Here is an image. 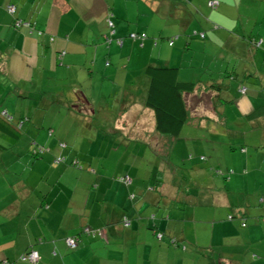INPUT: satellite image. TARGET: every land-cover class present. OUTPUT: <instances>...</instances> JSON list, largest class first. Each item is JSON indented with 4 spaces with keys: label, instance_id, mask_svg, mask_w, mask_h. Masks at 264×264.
Listing matches in <instances>:
<instances>
[{
    "label": "crops",
    "instance_id": "1",
    "mask_svg": "<svg viewBox=\"0 0 264 264\" xmlns=\"http://www.w3.org/2000/svg\"><path fill=\"white\" fill-rule=\"evenodd\" d=\"M62 1L43 0V4L37 5L40 8L33 18L37 27L46 31L44 38L28 34L25 29L15 33L9 28L10 15L0 9V51L22 54L28 59L22 68L28 72L37 68L38 73L32 75L37 76L36 93L41 99L48 93L52 103L60 100L67 103L68 115H82L81 120L73 119V126L51 125V131L58 128L69 131L84 124L85 131L124 129L133 133L134 138L146 139L140 133L147 129L152 133L150 143L162 144L163 136L150 128L153 122L155 130L153 112L144 104L147 86L144 70L149 64H170L169 59L174 57L172 52L167 54L164 42L160 46L156 31L159 37L162 33L171 37L172 32L190 26L186 21L199 19V8H189L187 0H173L177 4L176 18L181 20L178 27L169 25L175 22H169L172 14L166 0H66L64 9ZM192 1L201 8L197 0ZM217 1L226 7L225 0ZM0 3L5 4L1 0ZM108 11L113 14V35L124 38L122 45L112 41L105 44L110 36L105 27ZM219 12L220 8L216 17ZM63 17L67 19L62 21ZM69 18L72 22H68ZM130 32L145 34L146 38L132 42L128 38ZM52 34L56 36L50 40ZM152 39H157L156 44ZM187 43L190 42L186 41L185 46ZM34 47L37 57L32 63L27 49ZM61 51L64 54L59 57ZM104 56L114 65L106 62L103 65ZM125 57L127 61L123 62ZM135 61L138 66L133 65ZM32 75L18 81L0 75V85L6 87L1 88L0 96L11 91L24 95L28 90L19 83L28 79L30 84ZM52 78L54 82H47ZM56 81H61L60 85ZM135 92H141L139 106L134 104ZM193 95L196 96L195 93L188 96ZM214 95L209 93L210 97ZM253 109L245 108L239 114L243 128L264 129V114L252 116ZM111 116L117 127L108 124ZM194 116L199 121L211 117L222 125L228 122L226 110H214L211 104L206 112ZM50 140L49 143L57 144ZM91 141L89 144L93 145ZM65 145L63 150L58 147L59 153L52 160L45 157L31 164L26 162V168H33L37 161L39 164L38 177L31 178L30 183L27 178L14 182L17 179L9 177L6 166L20 165L25 148L12 159H5L4 152L0 154L3 165L0 166V264H264V144H256L255 152L246 149L244 153H248L237 163L223 164L226 168L223 183L219 178H215L216 184L204 182V189L194 194L193 205L180 199L181 189L175 183L172 189L165 186L163 172V183L159 184V190H153L152 186L159 181L156 178L151 182V177L159 170V163L152 167L144 157L137 158V152L124 162V169L115 167L112 173H107L97 167L103 165V155L97 158L99 153L87 154L82 163L78 157H72L73 146ZM258 147L262 155H258ZM49 148L52 150L51 144ZM59 156H63V162L56 161ZM74 159L83 167L82 171L70 165ZM48 162L52 164L47 165ZM95 163L98 164L93 166ZM122 175H129L132 183L120 182L117 178ZM73 199L79 201L72 203ZM124 218L130 221L129 225L122 224ZM84 229H100V234L85 233ZM158 231L163 233L160 240ZM76 235L78 246L70 249L65 240ZM30 250L38 253L32 262L23 259Z\"/></svg>",
    "mask_w": 264,
    "mask_h": 264
},
{
    "label": "rangeland",
    "instance_id": "2",
    "mask_svg": "<svg viewBox=\"0 0 264 264\" xmlns=\"http://www.w3.org/2000/svg\"><path fill=\"white\" fill-rule=\"evenodd\" d=\"M1 1L5 4L8 2L16 4L18 9L17 12L19 14L24 13V16L30 19L36 15L40 8L38 7L37 9V5L40 3L43 4V0ZM166 1H168L170 14H172L170 15L169 22H175L169 25L174 24L180 27L181 20L176 18L177 4H175L173 0ZM187 1L189 3V8H199V19L193 18V20L186 21L190 26L187 25L185 29L182 28L180 31L178 29V33H174L175 31L172 32L170 35L171 37L178 36V38L174 40L172 46L168 45L167 38L169 36L166 35V33H162V37H159V35H157L159 34L158 31H156L154 35L157 36V39L160 38V46H164L161 42L165 43L168 49L167 54L170 52L174 53V57L169 59V63L173 66H180L179 81H196L201 79L203 82H207L208 75L205 74H210L214 79L221 77L224 80L223 82L229 84V88L220 94L224 100L230 99L233 100V102L219 104L220 108L226 110V119L228 122L222 125L217 122V119H212L211 117L202 118V120L199 121L198 117L194 116L201 115L210 108L209 94H202L198 97L194 95L188 97V105L194 112L193 121L191 120L189 123L185 124L177 137L171 138L167 136L166 138L163 136V140H168L167 146L163 143H150L152 133H149L147 129L140 133V135L147 136L146 139L142 136L134 138L133 133L125 132L124 129L110 132L107 125L112 123L113 126H116V123L113 122V116L108 119L109 123L106 125L107 129L103 131H85L86 127L83 124V126L77 125V127L69 131L65 128H62V131H60L58 128L53 132L50 131L51 125L54 127L55 125L61 124L65 126L70 124L73 126V119L81 120L82 115L76 114L77 116L74 115V117H72V114L68 115V111L65 108L67 103H63L61 100L58 101V103H52L48 93L41 99V95L36 93V91H39L37 89L39 84H36L37 76L32 75V72H35V74L38 73L37 68L33 67V69L28 72L26 69L22 68V63L28 60L22 57V54L16 55L0 51V75L2 77L9 81H18L28 75H32L30 84L28 83V79L19 83L25 85L28 90L24 95L11 91L6 92L4 97L0 96V109L7 110L9 115L13 116V120L19 121L21 117L29 118L28 121L23 122L19 143L15 147L8 148L3 153L5 159H12V156H20L23 148L26 150L23 156L25 158L21 160L20 165H18V163L15 165L11 164L10 166L8 164L6 165L10 172L9 177H11L12 180L17 179V181L14 182L18 183L20 178H27L30 183L31 178L38 177V161L34 163L33 168H26V162L30 161L31 164L33 160H40L45 157H51L52 160V156L59 153L57 149L60 148V145H64V147L66 146L65 144L72 145V157H78L80 161L83 160L87 154L94 155L99 153L97 158L103 155V165L97 163V167L102 168L107 173H112L115 167H118L120 170L124 169V162L128 160L129 157L136 156L134 154L137 152L139 156L136 157L139 159L141 156L142 158L144 157L148 160L149 164H152V167H157L159 163V170L164 174L165 186L172 189V185L175 183L181 189L180 199L184 202L189 201V204L193 205L194 194L200 189H204V182L207 184L211 182L216 184L215 178H219L223 183L222 173L226 170V168L222 166L223 164L227 163L230 165L232 163H237L248 153H244L246 149L250 152H255L256 144L257 146H259L260 143L264 144V129L245 130L242 126V119L239 116L241 111L245 108L264 105V44L257 47L252 41H249V38L250 40H254L255 37L258 38L259 41L264 40V1L225 0L226 7H224L225 5L223 3L219 2L220 5L216 8L210 7L209 0H197L201 8L198 7L196 3H192V0ZM221 1L224 2V0ZM54 2L55 1L52 2L53 5H55ZM64 2L67 1H62L63 9L65 8ZM22 7H24V9L21 11L20 8ZM66 7H69L68 3H66ZM219 8V17H216ZM5 12H7L6 8ZM66 19L67 17H63L62 21ZM68 22H72V19L69 18ZM163 22L164 21H159L160 24ZM106 25L105 27L109 29V38L115 37L111 35L109 25L107 23ZM177 26L174 27L177 28ZM9 28L17 29L11 25ZM20 30H22L21 27L18 28L15 33L20 32ZM194 31H198L199 33L201 31L205 32V38H200L194 34ZM60 32L64 33L62 30H60ZM52 35L53 36L50 37L55 38L56 35ZM64 38L66 39L65 35ZM134 41L136 40L132 42ZM153 41L154 39H152V42ZM186 41L190 42L189 49L184 51ZM112 42L115 43L114 41ZM42 44L43 43L40 45L43 47L44 45ZM105 44L109 45L107 40ZM156 49L157 48L154 47L155 55L157 54ZM27 50L31 52L28 55V58H30L29 61L34 63L37 57V53L34 52L35 47ZM163 55L167 58L165 54ZM119 59L120 56L117 60ZM126 61L127 58L125 57L123 62ZM105 62L106 65H114L107 56H104L102 64L105 65ZM133 65L138 66V63L135 61ZM234 66L236 69L235 72L238 74L232 73V77H224L227 73L226 69L233 70ZM9 67L10 70H7ZM248 71L254 73L252 75L254 77L245 78L244 73H248ZM49 81L54 82V79L47 80V82ZM60 82H58L59 85ZM51 86L54 88V85ZM4 87V84L0 85V92L2 90L1 88ZM242 87L246 88L245 92L240 90ZM134 98V104L139 106V99H142L141 92L140 94L135 92ZM145 108L152 112L150 108L146 106ZM93 118L95 120L97 119L96 116H93ZM71 119L72 121H70ZM32 125H35L37 130ZM152 125L153 122L150 128L151 131L155 133ZM1 137L2 136H0V143H6V141L2 139L3 137ZM61 137L65 139H61ZM50 139H52V141H57V144L53 142L49 143V141H51ZM33 140L35 141L34 143L46 148L37 156H34L35 152L32 149ZM60 140H65V142H61ZM90 141L93 142V145L89 144ZM102 141L105 142L101 147ZM50 144L52 150L49 148ZM260 148L261 147H258V155H262V152L259 151ZM60 149L63 150V148ZM152 154L154 157H151ZM120 156H122L121 160L119 159ZM74 160L76 161V159ZM81 162L83 163V161ZM117 162H120V165H117ZM48 164L51 165L52 162H48L47 165ZM97 164L95 163L93 166ZM0 166L3 167L1 160ZM79 166L81 165L79 164ZM199 167H201V172ZM75 168L80 169V171L83 169L82 166L80 168ZM35 173L36 175H34ZM155 176L154 174V176L151 177V182L156 179ZM19 189H21V187ZM75 201L79 200L73 199L72 203ZM183 204L184 203H181V205Z\"/></svg>",
    "mask_w": 264,
    "mask_h": 264
},
{
    "label": "trees",
    "instance_id": "3",
    "mask_svg": "<svg viewBox=\"0 0 264 264\" xmlns=\"http://www.w3.org/2000/svg\"><path fill=\"white\" fill-rule=\"evenodd\" d=\"M214 1V0H211ZM209 1V5L210 2ZM217 1V0H216ZM217 5H210L211 8H216L219 6V1H217ZM7 10V13L11 17V26L17 29H13L15 31L18 30V28L25 29V31L28 34L36 35L38 38H44L47 34L45 30L42 28L37 27V22L34 18H27L24 15H18L17 12V5L11 2H8L7 4H1L0 3V9ZM113 14L112 11H108L107 17H106V23L110 27L111 35L114 34V23H113ZM194 34L199 36L200 38H205V32H198L194 31ZM49 35L50 40L53 39ZM110 37V36H109ZM107 37V42L114 41L117 45H122L123 43V37ZM128 37L132 40H139L142 41L146 38L145 34L137 33V32H130L128 34ZM178 36L175 37H168V44L171 46L174 43V40H176ZM252 41L255 46H260L262 44V41L258 40H250ZM157 39H154L153 43L156 44ZM189 45V43H187ZM185 46L184 51L189 48V46ZM59 54V57L64 54V51H61ZM179 71L180 66H173L170 64H162V65H156V64H149L146 66L144 70V76L147 79V86H146V93L144 97V104L146 107L150 108L154 115V125H155V131L161 135L167 138H175L177 137L183 126L187 123H189L191 120L193 121V114L190 106L188 105V95L195 93V95L198 97L202 94H209L211 92H214L215 95L212 97H209L210 104L212 105V108L214 110H218L219 104H222L224 102L232 103L233 100H224L221 97V92L227 90L229 88V84L223 82L224 80L219 77L218 79H214L212 75H208V81L203 82V80L199 79L196 81H179ZM235 66L233 70L226 69V74L224 77H232V73L238 74L235 72ZM221 73V72H219ZM253 75L252 72L244 73L245 78L251 77ZM244 89V90H243ZM241 91H246L245 87H242L240 89ZM211 96V95H210ZM218 112V111H217ZM260 114H264V105H258L255 106L253 111L250 115L252 116H259ZM21 120H13V116L9 115L7 110H1L0 109V136L3 140L6 141V143L2 144L0 143V154L2 152H5L8 148H12L21 138V129L23 126L24 121H28V117H21ZM51 131V129H50ZM5 138V139H4ZM33 140L32 149L35 152L34 156H37L39 153H42L46 148L43 146H39V144L34 143ZM163 144L165 146L168 145V140H164ZM64 146V145H62ZM60 145V147H62ZM64 148V147H62ZM64 158L63 156L56 157L57 162H63ZM77 160V159H76ZM72 166L81 167L78 164V161L72 160L71 164ZM155 178L158 179L159 183L157 185H153V190H159V184L163 183L162 179V171L156 170L155 172ZM129 178L130 183H127V185L132 183V179L129 175H122L119 176L117 179L120 181V178ZM156 181V182H158ZM122 182V181H120ZM124 183V182H123ZM126 184V183H125ZM135 194L131 193L130 197L134 198ZM82 232V231H81ZM159 232V231H158ZM163 237V233L160 232ZM77 238L79 237L76 235ZM161 237V238H162ZM160 238V239H161ZM79 239V238H78ZM158 239V238H157ZM158 239V240H160ZM171 242L173 244H177V242L174 240ZM66 243V242H65ZM67 245V244H66ZM78 246V243H77ZM76 246V247H77ZM68 247V246H67ZM70 248V249H75ZM27 251L26 253H28ZM25 253V254H26ZM212 264V263H208Z\"/></svg>",
    "mask_w": 264,
    "mask_h": 264
},
{
    "label": "built area",
    "instance_id": "4",
    "mask_svg": "<svg viewBox=\"0 0 264 264\" xmlns=\"http://www.w3.org/2000/svg\"><path fill=\"white\" fill-rule=\"evenodd\" d=\"M217 3L218 2L216 0H214V1L210 2V5L214 6V5H217ZM120 181H122V182H124L126 184L130 183V179L129 178H125V177L120 178ZM122 224L124 226H127V225L130 224V221L127 218H124L122 220ZM242 225H244V223H242ZM83 232L90 233V234H93V235L94 234H98L99 235L100 234V229H96V230L95 229H84ZM156 235H157L158 239H160L162 237V234L160 232H157ZM78 238H77V236H70V237L66 238L65 242H66L68 247L74 248V247L77 246V243H78V240H79ZM37 258H38V253H37L36 250H30L28 253L23 255V259H27V260H29L31 262L35 261Z\"/></svg>",
    "mask_w": 264,
    "mask_h": 264
}]
</instances>
